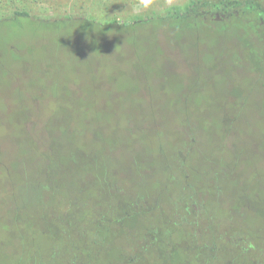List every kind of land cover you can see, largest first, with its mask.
<instances>
[{"label":"rangeland","instance_id":"374dc122","mask_svg":"<svg viewBox=\"0 0 264 264\" xmlns=\"http://www.w3.org/2000/svg\"><path fill=\"white\" fill-rule=\"evenodd\" d=\"M186 1L2 0L0 18L129 21ZM156 30L1 39L0 181L28 189L0 264H264L254 88L201 37Z\"/></svg>","mask_w":264,"mask_h":264},{"label":"trees","instance_id":"16d2710c","mask_svg":"<svg viewBox=\"0 0 264 264\" xmlns=\"http://www.w3.org/2000/svg\"><path fill=\"white\" fill-rule=\"evenodd\" d=\"M69 28H77L89 36L110 35L111 44L124 43L125 40L135 44L140 31L146 28L152 31L162 28L164 32H174L181 38L190 34L201 37L214 67L232 73L235 68L240 77L247 76L254 88L255 110L264 115V0H187L183 5L135 15L129 21L83 16L35 18L25 11L14 10L0 18V41L6 37V40L34 39L47 35L53 42L56 34ZM57 44L53 42L54 47ZM217 44H221L218 59L210 51ZM9 48L14 51L11 43ZM0 65H4L2 61ZM39 188L42 190L44 185ZM27 189V183L23 181L14 184L0 181V224L6 223L3 218L11 212L16 222L21 220L15 200L24 198Z\"/></svg>","mask_w":264,"mask_h":264}]
</instances>
